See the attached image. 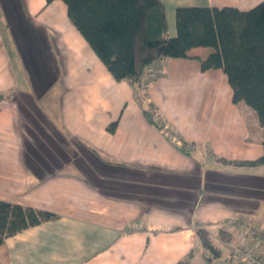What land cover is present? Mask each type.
<instances>
[{
  "label": "crops",
  "instance_id": "0c3cea01",
  "mask_svg": "<svg viewBox=\"0 0 264 264\" xmlns=\"http://www.w3.org/2000/svg\"><path fill=\"white\" fill-rule=\"evenodd\" d=\"M161 1L166 12L167 4L248 10L261 0ZM38 28L62 62L56 100L33 96L28 73L8 59L12 44L4 33L21 40ZM151 66L158 73L145 86L144 77L139 87L117 81L62 0H0V199L57 215L4 238L0 264H223L231 244L264 250V237L247 233L264 234V163L234 162L263 154L264 125L243 101H232L222 69L202 71L197 57ZM21 71L25 77L17 80ZM21 93L29 99L21 101ZM31 103L64 143L76 141L71 163L58 149L73 168L57 164L46 132L27 113ZM150 104L161 127L143 114ZM197 228L208 232L221 256H208Z\"/></svg>",
  "mask_w": 264,
  "mask_h": 264
},
{
  "label": "trees",
  "instance_id": "16d2710c",
  "mask_svg": "<svg viewBox=\"0 0 264 264\" xmlns=\"http://www.w3.org/2000/svg\"><path fill=\"white\" fill-rule=\"evenodd\" d=\"M44 1L47 4L53 0ZM62 1L72 24L115 80H127L139 87L143 70L157 60L197 57L202 71L222 69L232 89V101H243L264 125V0L248 10L234 6H177L172 36L167 35L161 0ZM194 47L207 52L204 56L190 55ZM150 106L143 108V114L150 123L161 127L154 119L155 113L148 110ZM114 125L113 122L108 129L113 131ZM262 144L263 154L257 159L234 162L264 163V140ZM55 217L49 210L0 199V243L7 236ZM196 232L208 256H221L206 230L197 228ZM222 236L226 237L224 232Z\"/></svg>",
  "mask_w": 264,
  "mask_h": 264
},
{
  "label": "rangeland",
  "instance_id": "374dc122",
  "mask_svg": "<svg viewBox=\"0 0 264 264\" xmlns=\"http://www.w3.org/2000/svg\"><path fill=\"white\" fill-rule=\"evenodd\" d=\"M167 5H168L167 9H166L167 20H168L167 34L168 35H174L175 34V22H174L175 8H174V6H170L169 4H167ZM8 19H10V18H8ZM24 23L27 24V22H25V20L22 21L21 27L23 29H25ZM28 27H30V29L33 31L34 27L32 25H27L26 29ZM43 34H45V32L42 31L40 28H38L37 32L30 33V35H28V34L26 35V33L22 34L21 40H20L18 35H16V34L13 35V33L11 31L9 34V31H8V33H4V38L9 37V39H10V40L6 41V45H8V43L10 45L12 44L11 45L12 50L10 53L11 56L8 57L9 62L13 65V68L17 67L18 70H20V68H21V70L24 69L28 73V75L30 77L29 78L30 81L33 82L32 83L33 96L35 94V96L44 97L47 100L51 99V97L56 100V97L60 93V90L57 86V83L59 81V76L61 75L62 62H61L59 56L57 55L56 51H54L53 48L51 47V45H50L51 42L42 41L41 37ZM33 35H34V37L35 36L37 37V41L36 42H29L28 37H32ZM34 37H32V38H34ZM30 43H31V46H29ZM44 44H45V46H44ZM19 47H20V50L18 49ZM24 48H25V50H24ZM35 48L37 49V51L35 50ZM20 51H21V53H20ZM17 54H19V57ZM149 73H152V74H149ZM157 73H158V70L155 66L145 67V69L143 70V73H142V77L145 78L144 79L145 82L142 85L145 86L146 83L151 79V77L155 76ZM15 74H16L17 80H20V78H22L24 75L23 72L22 73L15 72ZM24 77H25V75H24ZM148 78H149V80H148ZM142 94L143 93L140 92L138 97H141ZM22 96H24V97H22ZM17 97H19L21 99V101H23L24 98H26V99L28 98V95L21 93V94H17ZM45 102H47V101H44V103ZM32 106L33 105L31 103V105H29V108L31 110L29 109L30 111L27 113L31 116H34L35 121L38 123V127H39L38 129L41 130L42 134H45V132H46V135H45L46 136V142H44V143H46V146L51 150L52 154L55 156L54 158L58 161L57 164L62 163L60 160V159H62V157L65 158V155L62 154L64 152H60L58 150V149L62 150L61 147L63 148L64 151H66L68 153L69 163H71L73 160V154H72L73 149L72 148L76 147V146H74L75 145L74 143H76V141H74V139L68 138L69 143H64L63 136L61 135V133L59 131H57V129L51 124V122H49V121L43 122L37 117V114H39L40 111L43 114L45 111L42 110L41 108L32 109ZM49 107L52 108L53 106L49 105ZM154 109H155L154 106L151 105L150 109H148V110H151L156 114V111ZM54 112L56 113V111H54ZM27 122H26V126L28 124ZM26 136H29V139H31V141H32L33 136L31 133H27ZM72 142H74V143H72ZM65 145L67 148L65 147ZM55 146H56V148H55ZM40 150H41V148H40ZM48 155L50 156L51 154H48ZM57 158H59V159H57ZM45 160H47L46 157H45ZM56 160H54V161H56ZM63 160L66 161L67 159H63ZM62 164H63V166H62L63 170H65V169L69 170V169L73 168V167H70L71 165L70 164L68 165V163L63 162Z\"/></svg>",
  "mask_w": 264,
  "mask_h": 264
},
{
  "label": "built area",
  "instance_id": "2783aa9c",
  "mask_svg": "<svg viewBox=\"0 0 264 264\" xmlns=\"http://www.w3.org/2000/svg\"><path fill=\"white\" fill-rule=\"evenodd\" d=\"M170 137H174V139L180 142L177 137L173 135H170ZM247 233L251 236L255 234L258 239L264 237V234H259L255 228L247 229ZM225 253L226 260L223 264H264V250L257 249V245H247L243 241L238 244H231L225 250Z\"/></svg>",
  "mask_w": 264,
  "mask_h": 264
}]
</instances>
